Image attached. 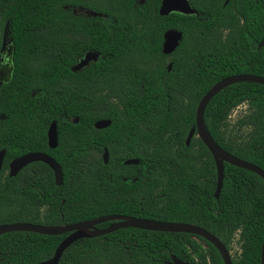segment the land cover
<instances>
[{
	"label": "trees",
	"instance_id": "trees-1",
	"mask_svg": "<svg viewBox=\"0 0 264 264\" xmlns=\"http://www.w3.org/2000/svg\"><path fill=\"white\" fill-rule=\"evenodd\" d=\"M224 1L191 0L198 14L161 15L162 0H0V57L7 24L13 39L11 75L0 85V223L60 225L106 215L197 223L228 248L239 233L234 264H262L264 178L225 162L216 197L212 153L198 135L187 144L198 103L216 82L233 74L264 76V45L258 47L264 0ZM101 20L120 22L113 31ZM169 28L183 38L165 54ZM88 50L101 58L72 70ZM244 102L250 109L238 123L251 129L248 137L227 140V119ZM100 119L112 123L97 128ZM54 120L58 145L50 147ZM205 122L224 149L264 169V84L227 86L208 103ZM34 150L60 163L61 185L42 161L7 172L13 158ZM130 158L139 163L126 164ZM67 235L3 233L0 264L48 260ZM173 254L191 264H225L203 236L138 227L81 238L59 264H170Z\"/></svg>",
	"mask_w": 264,
	"mask_h": 264
},
{
	"label": "water",
	"instance_id": "water-1",
	"mask_svg": "<svg viewBox=\"0 0 264 264\" xmlns=\"http://www.w3.org/2000/svg\"><path fill=\"white\" fill-rule=\"evenodd\" d=\"M84 10V9H82ZM159 12L161 15H168L172 12H180L183 14H198L196 8H194L190 2V0H162ZM85 13L90 15H97L96 12L85 10ZM183 38V32L177 28H169L164 33V42H163V52L165 54H171L174 50L179 46L181 40ZM13 39L10 36V32L8 30V24L5 27L4 32V41L1 49V55L4 53V49L7 44L12 43ZM264 45V35L262 40L259 43V47ZM9 49V53H10ZM97 59V54L94 52H90L87 54L86 58L82 60L80 63L81 66H84L89 61H94ZM3 61V57H0V67ZM172 64H169V69H171ZM74 71H78L77 68H74ZM242 81H253L257 83L264 84V76L250 74V73H241V74H233L224 77L223 79L216 82L201 98L198 103L197 112H196V124L190 130L187 136V144H190L191 139L194 135H198L205 145L209 148L212 153L216 166H217V188L215 195L216 197L220 196L222 188L224 186L225 179V162L234 164L239 167L246 168L253 172H256L260 176L264 178V169L260 166L254 164L253 162L246 160L244 158L238 157L237 155L227 151L221 145H219L211 133L209 132L206 122H205V110L208 103L212 100V98L217 95L220 91H222L227 86L242 82ZM112 123L111 119H100L96 121L95 126L97 128H105ZM48 139L50 147H56L58 145V123L57 120H54L48 130ZM5 156V149L0 151V169L3 165V160ZM104 160L108 162L109 160V151L106 148L104 152ZM34 161H42L47 163L55 172V178L58 185H61L64 182V174L63 169L60 163L50 154L41 152V151H33L23 154L11 162V171L10 175H16L20 169L26 166L29 163ZM126 164H137L139 163L138 158H130L125 161ZM107 220H114L108 227L101 228L98 227V224H101ZM126 227H138L144 228L147 230H155V231H167V232H185L190 234H195L199 236H203L210 240L217 248L220 250L225 264H234L233 257L229 248L222 241L220 237L210 232L203 226L197 223L190 222H171L165 220L158 219H150V218H142L135 216H127V215H106L102 217H98L92 220H83L71 224H60V225H46V224H38L27 221H17L12 223H0V235L6 232L11 231H20L27 230L33 232H39L48 235H60L68 233V235L60 242L57 246L54 255L45 261L36 263V264H59L61 257L64 251L75 241L85 238V237H95L103 234L110 233L114 230ZM261 262L264 264V240L262 245L261 252ZM170 264H191L189 261H186L182 258H179L176 255H172V260L169 262Z\"/></svg>",
	"mask_w": 264,
	"mask_h": 264
},
{
	"label": "rangeland",
	"instance_id": "rangeland-1",
	"mask_svg": "<svg viewBox=\"0 0 264 264\" xmlns=\"http://www.w3.org/2000/svg\"><path fill=\"white\" fill-rule=\"evenodd\" d=\"M76 11L80 12V13L85 12V10H82V9H77ZM3 41H4V34H3ZM11 48H12V43L6 45V47L4 49V53L2 54L3 59L5 57V59L8 60V58L10 57V54H11V51L9 53V49L11 50ZM6 70H8V69H6ZM249 109H250L249 103L244 102L232 110L231 114L229 115V117L227 119V125L223 129V134L227 140H234V141L241 142V141L247 139L248 134H249L251 129L250 128H241L239 126L238 120L240 119V117L245 115L249 111ZM196 239L201 241L200 238L196 237ZM229 249H230V252H231V255L233 258L238 256L239 252L241 251V245H240V241H239V233H236L234 235Z\"/></svg>",
	"mask_w": 264,
	"mask_h": 264
},
{
	"label": "flooded vegetation",
	"instance_id": "flooded-vegetation-1",
	"mask_svg": "<svg viewBox=\"0 0 264 264\" xmlns=\"http://www.w3.org/2000/svg\"><path fill=\"white\" fill-rule=\"evenodd\" d=\"M144 1V0H143ZM228 1L229 0H225L224 1V4H227L228 3ZM190 2H191V0H190ZM160 9V8H159ZM99 22H102V23H104V24H106V25H108L109 26V28H108V30H113V31H116L117 30V28H115L114 27V25L115 24H117V23H119L120 21H118V20H101V21H99ZM242 22H244V19H242ZM118 30H120V29H118ZM222 38H226V35L224 34L223 35V37ZM263 38V37H262ZM262 38L258 41V47H259V43H260V41L262 40ZM90 52H94V53H96L97 54V59L96 60H94V61H89L87 64H85L84 66H81L80 65V63L82 62V60H84L85 58H86V56H87V54L88 53H90ZM2 56V55H1ZM101 58V54H100V52H98V51H95V50H88V51H86L85 53H83L82 55H80V56H78V58H77V61L75 62V64H74V66H72V70H74V68H77V70H85L87 67H89L93 62H96V61H98L99 59ZM8 61V62H7ZM11 62H10V58H8V60H6L5 59V57H4V59H3V61H2V63H1V67H0V85L3 83V82H5L6 80H8V78L10 77V75H11ZM169 67V66H168ZM6 69H8V70H6ZM34 151H40V150H34ZM29 152H33V151H29ZM41 152H43V151H41ZM26 153H28V152H25L24 154H26ZM46 153V152H45ZM21 155H23V154H21ZM20 155V156H21ZM17 157H19V156H17ZM17 157H15V158H13L11 161H10V163H9V167H8V170H7V172L10 174V171H11V167H10V165H11V162L14 160V159H16ZM4 161V160H3ZM35 162V161H34ZM33 163V162H32ZM29 164H31V163H29ZM29 164H27L26 166H28ZM26 166H24L23 168H25ZM22 168V169H23ZM22 169H20V170H22ZM19 170V171H20ZM30 170V169H29ZM18 171V172H19Z\"/></svg>",
	"mask_w": 264,
	"mask_h": 264
}]
</instances>
